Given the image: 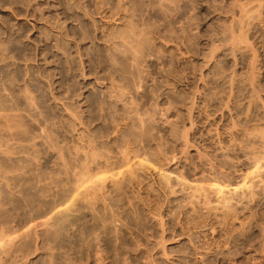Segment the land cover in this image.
<instances>
[{
    "label": "rangeland",
    "instance_id": "obj_1",
    "mask_svg": "<svg viewBox=\"0 0 264 264\" xmlns=\"http://www.w3.org/2000/svg\"><path fill=\"white\" fill-rule=\"evenodd\" d=\"M118 1L0 0V264H264V0Z\"/></svg>",
    "mask_w": 264,
    "mask_h": 264
},
{
    "label": "bare ground",
    "instance_id": "obj_2",
    "mask_svg": "<svg viewBox=\"0 0 264 264\" xmlns=\"http://www.w3.org/2000/svg\"><path fill=\"white\" fill-rule=\"evenodd\" d=\"M119 1H120V0H119ZM119 1H118L117 3L120 4L121 2H119ZM116 6H118V4H117ZM118 7H119V6H118ZM119 9H121V8H119ZM145 34H146V33H145ZM143 37H144V35H143ZM143 37H142V38H143ZM144 39H145V38H144ZM129 62H130V61H129ZM133 62H134V61H133ZM127 63H128V62H127ZM138 63H139V62H138ZM128 64H129V63H128ZM129 66H130V64H129ZM136 66H137V65H136ZM138 66H139V65H138ZM123 67H125V66H123ZM126 67H127V66H126ZM130 67H131V66H130ZM128 69H129V67H128ZM126 70H127V69H126ZM133 70H134V69H133ZM135 70L138 71V69H135ZM135 70H134V71H135ZM125 72H126V71H125ZM129 72H130V70H129ZM131 73H132V72H131ZM134 73H135V72H134ZM140 73H141V71H140ZM131 75H132V74H131ZM134 75L136 76V74H134ZM137 76H140V75H138V73H137ZM126 77L128 78L129 76H126ZM130 78H131V80L133 79L131 76H130ZM138 80L141 82L142 79H141V80L138 79ZM111 82H112V78H111ZM129 82H130V80H129ZM113 83H114V82H113ZM109 84H110V83H109ZM129 84H130V83H129ZM132 84H133V83H132ZM139 84H140V83H139ZM141 84H142V83H141ZM112 85H113V84H112ZM121 85H123V84H121ZM116 86H117V84H116ZM132 86H133V85H132ZM109 87H110V86H109ZM119 87H120V86H119ZM134 87H135V85H134ZM137 87H138V86H137ZM112 88H114V85H113ZM117 88H118V87H117ZM119 89H120V88H119ZM130 89H131V88H130ZM133 89H134V88H133ZM135 89H137V88H135ZM112 90H114V89H112ZM110 91H111V90H109V92H110ZM117 91H118V89H117ZM121 91H123V90H121ZM126 91H129V90H126ZM114 93H116V92H114ZM118 93H119V92H118ZM122 93L125 94V91H124V92H121V94H122ZM126 94H127V93H126ZM128 95H129V94H128ZM116 96H117V95H116ZM128 97H131V95L128 96ZM119 98L121 99V97H120V93H119ZM131 99H132V98H131ZM121 100H122V99H121ZM132 100H133V99H132ZM130 102H131V101H130ZM131 103H133V101H132ZM129 105H130V104H129ZM126 107H127V106H126ZM133 108L135 109V106H133ZM136 109H137V108H136ZM130 110H133V109H130ZM130 110H129V111H130ZM137 110H138V109H137ZM129 111H128V112H129ZM128 112H127V113H128ZM137 113H139V112H137ZM137 113L134 112V114H135L134 117H131V116L129 115V116L132 118V120H134L135 116L138 118L139 114H137ZM128 114H129V113H128ZM131 114H132V113H131ZM124 116H125V114H124ZM127 116H128V115H127ZM129 116H128V117H129ZM139 118H140V116H139ZM139 118H138V119H139ZM149 118H150V117H149ZM129 119H130V118H129ZM135 119H136V118H135ZM140 119H141V118H140ZM116 120H117V119H116ZM151 120H152V119H150V121H151ZM119 121H120V120H119ZM122 121H123V120H122ZM126 121H127V120H126ZM134 121H136V120H134ZM148 121H149V119H148ZM150 121H149V122H150ZM128 122H129V121H128ZM137 122H141V121H137ZM126 123H127V122H126ZM118 124H119V123H118ZM118 124H117V125H118ZM122 124H123V123H122ZM127 124H128V123H127ZM130 124H131V123H130ZM132 124H133V122H132ZM136 124H137V123H136ZM142 124H143V122H142ZM149 124H150V123H149ZM151 124H152V122H151ZM112 125H113V124H112ZM124 125H126V124L124 123ZM128 125H129V124H128ZM140 125H141V124H140ZM122 126H123V125H122ZM144 126H145V125H144ZM144 126H143V127H144ZM148 126H149V125H148ZM131 127H132V125H131ZM141 127H142V126H141ZM141 127H140V128H141ZM112 128H113V127H112ZM128 128H129V126H128ZM145 128H146V127H145ZM150 128H151V126H150ZM122 129H123V128H122ZM130 129H132V128H130ZM130 129H128V130L126 129V130H127V131H130V133H132L131 135H133V132H134V131L131 132ZM135 129H137V128H135ZM142 129H143V128H142ZM147 129H148V128H147ZM147 129H145V130H147ZM148 130H149V129H148ZM114 131H115V130H114ZM114 131H113V132H114ZM151 131H152V130H151ZM115 132H116V131H115ZM147 132H148V131H147ZM117 133H118V132H117ZM121 133H122V132H121ZM123 133H124V132H123ZM130 133L128 132V135H129V136H131ZM137 133H138V132H137ZM149 133H150V131H149ZM135 134H136V133H135ZM126 135H127V134H126ZM136 135H137V134H136ZM124 136H125V135H124ZM133 136H135V135H133ZM131 137H132V136H131ZM125 138H127V137H125ZM125 138H124V139H125ZM114 139H115V138H114ZM118 139H119V138H118ZM125 140H126V139H125ZM93 141H94V140H93ZM109 141H110V140H109ZM127 141H129V139H128ZM131 141H132V140H131ZM123 142H124V141H123ZM87 143H88V142H87ZM92 143H93V142H92ZM93 144H94V143H93ZM120 144H122V143H120ZM128 144H129V142H128ZM89 145H90V144H89ZM91 145H92V144H91ZM92 146H93V145H92ZM94 146H95V145H94ZM128 147H129V146H128ZM128 147H127V148H128ZM95 148H96V147H95ZM121 148H122V147H121ZM118 150H120V149H118ZM125 150H126V148H125ZM130 150H131V149H130ZM88 151H89V150H88ZM92 151H93V150H92ZM95 151H96V150H95ZM131 151H132V150H131ZM122 152H124V151H121L120 153H122ZM128 152H129V151H128ZM128 152H127V153H128ZM90 153H91V152H90ZM120 153H119V154H120ZM125 153H126V152H125ZM92 154H93V153H92ZM86 155H87V154H86ZM88 155H89V153H88ZM93 155H94V154H93ZM121 155H124L123 157L126 158V155H127V154H126V155H125V154H121ZM94 157H95V156H94ZM88 158H89V156H88ZM88 158H87V160H88ZM90 158H91V157H90ZM93 159H94V158H93ZM93 159H92V160H93ZM116 159H118V158H116ZM121 159H122V158H121ZM126 159H127V158H126ZM118 160H119V159H118ZM124 160H125V159L123 158L122 161H124ZM127 160H128V159H127ZM122 161H121V162H122ZM125 161H126V160H125ZM119 162H120V161H119ZM0 163H1V160H0ZM81 163H82V161H81ZM105 163H106V162H105ZM116 164H117V163H116ZM122 164H123V163H122ZM86 165H87V164H86ZM86 165H85V166H86ZM125 165H126V164H125ZM0 166H1V165H0ZM81 166H82V164H81ZM87 166H88V165H87ZM127 166H128V165H127ZM127 166H125V167H127ZM83 167H84V166H83ZM111 167H112V166H111ZM111 167H110V168H111ZM125 167H124V168H125ZM81 168H82V167H81ZM113 168H114V167H113ZM103 169H104V168H103ZM133 169H134V168H133ZM97 170H98V169H97ZM95 171H96V170H95ZM101 171H102V170H101ZM128 171H129V170H128ZM79 172H80V171H79ZM82 172H83V170H82ZM76 173H78V172L76 171ZM84 173H85V172H84ZM88 173H90V172H87L86 175H88ZM91 173H92V171H91ZM93 173H94V172H93ZM132 173H133V172H132ZM82 174H83V173H82ZM79 175H80V174H79ZM79 175H78V176H79ZM83 176H84V175H83ZM81 177H82V176H81ZM84 177H85V176H84ZM168 177H169V176H168ZM76 178H77V177H76ZM79 178H80V177H79ZM82 178H83V177H82ZM85 179H86V178H85ZM85 179H84V180H85ZM84 180L82 179V182H83ZM88 180H89V179H88ZM78 181H79V180H78ZM76 182H77V181H76ZM79 182H80V181H79ZM82 182H81V183H82ZM85 183H86V182H85ZM85 183H84V184H85ZM142 183H143V182H142ZM142 183H141V184H142ZM145 184H146V183H145ZM77 185H78V184H77ZM137 185H138V184H137ZM139 185H140V184H139ZM147 185H148V184H147ZM80 186H82V185H80ZM84 186H85V185H84ZM227 207H228V209L231 208L230 206H227ZM227 207H226V208H227ZM229 207H230V208H229ZM228 213H231V212L228 211ZM197 214H198V213H197ZM223 214H224V213H223ZM226 214H227V213H226ZM232 214H233V213H232ZM193 215H194V214H193ZM227 215H228V214H227ZM227 215H226V216H227ZM233 215H234V214H233ZM235 215H236V214H235ZM212 217H213V216H212ZM215 217H216V216H215ZM215 217H214V218H215ZM222 217H223V216H222ZM236 217H237V216H236ZM216 218H217V217H216ZM216 218H215V219H216ZM230 218H231V217H230ZM232 218H233V217H232ZM198 219H199V218H198ZM218 219H220V218H218ZM225 219H226V218H225ZM225 219H224V220H225ZM234 219H235V218H234ZM222 220H223V219H222ZM231 220H232V219H231ZM187 221H188V220H187ZM193 221H195V220H193ZM215 221H216V220H215ZM220 221H221V220H220ZM221 222H222V221H221ZM232 222H233V221H232ZM232 222H231V223H232ZM7 223H8V222H7ZM12 223H13V222H12ZM60 223H61V222H60ZM215 223H216V222H215ZM215 223H214V224H215ZM225 223H227V222H225ZM63 224H64V223H63ZM216 224H217V223H216ZM232 224H233V223H232ZM1 225H2V224H1ZM3 225H4V224H3ZM6 225H7V224H6ZM6 225H5V226H6ZM10 225H11V224H10ZM39 225H42V224H39ZM104 225H105V224H104ZM219 225H220V224H219ZM221 225H222V224H221ZM8 226H9V225H8ZM19 226H20V225H19ZM227 226H228V225H227ZM6 227H7V226H6ZM15 227H16V226H15ZM25 227H26V226H25ZM86 227H87V226H86ZM4 228H5V227H4ZM11 228H12V227H11ZM11 228L9 227V229H11ZM26 228H27V227H26ZM26 228H25V229H26ZM62 228H63V227H62ZM9 229H7V230H9ZM13 229H14V228H13ZM25 229H24V230H25ZM57 229H58V228H57ZM57 229H55V231H56ZM60 229H61V228H60ZM60 229H59V230H60ZM221 229H222V228H221ZM2 230H3V229H2ZM11 231H12V230H11ZM7 232H8V231H7ZM9 232H10V230H9ZM57 232H58V231H57ZM0 233H1V232H0ZM15 234H16V233H15ZM17 234H18V233H17ZM7 235H8V234H7ZM11 235H12V234H11ZM46 235H47V234H46ZM8 236H9V235H8ZM16 237H17V236H16ZM37 237H38V236H37ZM37 237H36V239H37ZM17 238H18V237H17ZM17 238H16V239H17ZM4 239H5V238H4ZM6 239H7V238H6ZM8 239H10V237H9ZM43 239H44V238H43ZM10 240H11V239H10ZM63 240H64V239H63ZM1 241H2V240H1ZM7 241H8V240H7ZM16 241H17V240H16ZM58 241H59V240H58ZM4 242H5V241H4ZM12 243H13V242H12ZM36 243H37V242H36ZM1 244H2V243H1ZM3 244H4V243H3ZM4 245H5V244H4ZM37 246H38V245H37ZM163 247H164V246H163ZM1 248H2V246H1ZM136 248H137V247H136ZM3 249H4V248H3ZM18 249H19V248H18ZM93 249H94V248H93ZM162 249H163V248H162ZM40 250H41V249H40ZM144 250H145V249H144ZM11 251H13V250H11ZM22 251H23V250H22ZM36 251H37V248H36ZM2 252H3V251H2ZM144 252H145V251H144ZM163 252H164V250H163ZM3 253H4V252H3ZM6 253H7V252H6ZM9 253H10V251H9ZM139 253H140V252H139ZM0 254H1V253H0ZM4 254H5V253H4ZM101 254H102V252H101ZM150 254H151V253H150ZM5 255H6V254H5ZM11 256H12V255H11ZM16 256H17V255H16ZM148 256H150V255H148ZM5 257H6V256H5ZM13 257H14V256H13ZM51 257H52V256H51ZM101 257H102V256H101ZM151 257H152V256H151ZM14 258H15V257H14ZM19 258H20V257H19ZM19 258H18V259H19ZM27 258H28V257H27ZM27 258H26V259H27ZM67 258H68V257H67ZM142 258H143V257H142ZM153 258H154V257H153ZM153 258H151V259H153ZM26 259H24V260H26ZM82 259H83V258H82ZM149 259H150V258H149ZM149 259H148V262H150ZM15 260H16V259H15ZM22 260H23V259H22ZM27 260H28V259H27ZM98 260H99V259H98ZM101 260H102V259H101ZM153 260H154V259H153ZM2 262H3V261H2ZM2 262H1V263H2ZM18 262H22V261H18ZM45 262H46V261H45ZM66 262H67V261H66ZM126 262H127V261H126ZM43 263H44V262H43ZM49 263H50V262H49ZM69 263H70V262H69ZM98 263H99V262H98ZM102 263H103V262H102ZM145 263H146V262H145ZM3 264H5V263H3ZM50 264H51V263H50ZM66 264H67V263H66ZM148 264H149V263H148ZM153 264H154V263H153Z\"/></svg>",
    "mask_w": 264,
    "mask_h": 264
}]
</instances>
